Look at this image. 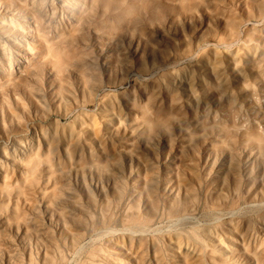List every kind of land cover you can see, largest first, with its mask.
Masks as SVG:
<instances>
[{
    "label": "rangeland",
    "instance_id": "rangeland-1",
    "mask_svg": "<svg viewBox=\"0 0 264 264\" xmlns=\"http://www.w3.org/2000/svg\"><path fill=\"white\" fill-rule=\"evenodd\" d=\"M0 255L264 264V0H0Z\"/></svg>",
    "mask_w": 264,
    "mask_h": 264
},
{
    "label": "bare ground",
    "instance_id": "bare-ground-1",
    "mask_svg": "<svg viewBox=\"0 0 264 264\" xmlns=\"http://www.w3.org/2000/svg\"><path fill=\"white\" fill-rule=\"evenodd\" d=\"M29 229H30V230H29L30 232L33 231V228H30V226H29ZM2 245H4L5 248L8 249V250L12 248L11 241H10V242L7 241L6 244H5V243H2ZM0 263H1V255H0Z\"/></svg>",
    "mask_w": 264,
    "mask_h": 264
}]
</instances>
